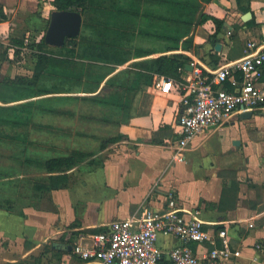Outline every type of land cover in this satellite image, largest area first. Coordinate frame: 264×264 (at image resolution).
I'll return each mask as SVG.
<instances>
[{"label":"crops","instance_id":"crops-1","mask_svg":"<svg viewBox=\"0 0 264 264\" xmlns=\"http://www.w3.org/2000/svg\"><path fill=\"white\" fill-rule=\"evenodd\" d=\"M45 1L0 0L7 16L0 18V59L7 46L12 55L14 43L5 42L8 36L24 39L15 32L42 26L50 18L55 7L52 0ZM203 8L225 24L214 40L212 21L195 26L196 48L182 51L194 62L214 69L242 58L249 42L264 49V0H212ZM187 66L181 76L191 71ZM154 81L138 90L129 122L122 126L126 137L116 144H126L125 155L111 154L101 166L80 172L75 182L34 198L23 214L0 208V264H87L73 254L74 243L67 248L53 245H67L60 238L74 230L87 244L86 236L94 229L146 206L163 213L171 209L170 191H176L183 214L192 212L212 231L227 229L233 248L241 251L228 264H264V106L252 114L236 112L223 125L197 136L187 160L175 162L166 143L179 136L181 96L162 93ZM75 221L79 223L73 226ZM159 243L168 249L176 240L163 237ZM193 249L202 253L208 242Z\"/></svg>","mask_w":264,"mask_h":264},{"label":"rangeland","instance_id":"rangeland-1","mask_svg":"<svg viewBox=\"0 0 264 264\" xmlns=\"http://www.w3.org/2000/svg\"><path fill=\"white\" fill-rule=\"evenodd\" d=\"M111 1L115 9L113 15L116 16L113 20L109 19L108 21L113 29L124 28L127 30L136 25L144 26V28L148 26L151 29L157 23V29L159 33H162V31L173 30V26L178 24L175 21H166L165 19L152 23L140 19H125L116 11L118 0ZM44 2L46 1L44 0ZM120 6L125 9H134L135 13L138 11V7H140L141 12L155 9L146 0H140L135 4H127L123 1ZM97 12L99 13L93 12L88 17L84 16V22L87 23L89 30L84 36L82 35L85 24L83 22L81 33L76 38V44L69 42L67 47L62 49L60 47L45 48L46 51L51 52L57 58L63 55L69 57L73 61V66H64L60 62L54 61L49 65L45 72L46 75L37 81L32 90L29 88L30 86L25 85L21 86L22 90L0 87V91L7 95L5 96L7 98L21 97L43 88H51L53 91L49 94L25 99H39L40 102L36 108L32 109L30 119H27L24 125L12 126L0 122V172L13 175V178H20L19 181L14 183L2 184L0 186V197H2L1 199L10 198L15 212L22 210L25 206L35 201L34 197H32L34 179L38 175L43 174L41 172L42 169L38 166H25V157L45 160L56 155L68 154L74 149L97 151L101 138L118 135L124 131L122 127L124 124L115 125L93 120L94 117L107 116L118 119L119 114L114 106L102 107L80 98L84 95H90L91 93L84 91L85 87L97 84L100 77L110 71L115 65L113 57L108 60L107 57L102 55L88 56L93 55V53L87 51L89 44L102 41H108L111 44H117L118 42L120 46H122L121 44L125 45L126 47H123L133 54L135 47L143 48L146 51L159 52L164 50L166 45L170 43L163 38L144 37L138 33V30H136L137 32L134 35L127 33L120 37L116 34L118 32L114 30H111L109 35L98 34V27L96 26L99 25L101 19L106 18L100 14V11ZM197 19L198 16H196L194 21ZM46 28L47 21L42 26L33 25L32 28L20 29L15 32L16 37L19 36L25 39V49L18 58L12 57L11 53L1 52L0 81L8 78L15 80L22 78L25 81H30L34 78L38 63L36 44L45 35ZM121 37L129 38L133 44L130 43V45L127 38L123 39L124 42H121L123 41ZM12 39L11 36H8L5 42L12 43ZM148 57H154V55L132 58L125 64L119 65L111 75L120 69L129 67L130 63L134 61ZM103 85L104 82L101 84L100 89ZM116 145V143H113L109 145V148L104 149L103 153L97 156V161L94 164L85 162L80 165L81 168L78 166L70 170V182H75L76 176L80 172L92 170L94 166L107 160L111 154V156L118 153L125 155L128 151L126 144ZM174 193L176 194V191ZM47 197L43 199L45 204L47 203ZM167 199L169 200V197Z\"/></svg>","mask_w":264,"mask_h":264},{"label":"trees","instance_id":"trees-1","mask_svg":"<svg viewBox=\"0 0 264 264\" xmlns=\"http://www.w3.org/2000/svg\"><path fill=\"white\" fill-rule=\"evenodd\" d=\"M126 2L127 4H135L140 0H118L116 11L123 18H131L133 20L140 19L145 22H157L160 20L166 21H175L176 24L173 26V30L162 31L159 33L157 23L154 24L153 28L148 26L136 25L133 28L124 29V28H115L111 27L109 24V19H114L116 15L114 13V5L111 0H52L54 5V10H75L81 12L84 16L92 14L93 12L99 13L106 19H101L98 27V34L109 35L111 30H114L119 37L121 35L130 33L134 35L138 30L140 35L144 37H156L163 38L170 43L166 45L164 50H161L163 54H160L155 57H148L146 59H141L130 63L129 67L120 69L113 75H111L119 65L125 64L132 58H141L157 53L156 51H146L143 48L135 47L133 54L130 51H127L124 47L125 45L121 44H111L108 41H102L95 44H89L87 51L93 53V55L88 56H98L102 55L109 59L113 57L115 65L110 71L103 74L100 77L97 84L94 86L88 85L85 87L86 93H91L90 95L81 96L82 100L90 102L102 107L114 106L116 112L119 114L118 119L107 117H94L93 120H97L101 123H112L115 125L127 124L130 119V110L133 105L135 96L138 90L144 85H150L154 81L156 75L163 76L165 78H181V69L185 68L187 64L192 60L191 57L182 52V51H191L196 48L194 43V28L196 25H202L207 21H212L215 25V31L210 34V38L213 40L217 37L219 32L224 27V19L217 18L213 15L206 13L203 10V4L210 2L212 0H146V2L155 9L141 12L140 7L135 13L134 9L123 8L120 6L121 2ZM198 14V15H197ZM198 16L196 21L195 18ZM0 18L6 19L7 16L3 10V7H0ZM106 20V21H105ZM50 18L47 20V27L49 25ZM84 29L82 35L84 36L89 28L86 22H84ZM180 23H182L180 25ZM47 30V28H46ZM85 30V33H84ZM169 33V34H168ZM76 38H67L64 46L60 47L65 48L69 42L76 44ZM127 37H121V40L126 39ZM128 43H132L129 38ZM14 45V56L19 57L23 48L25 47L24 39L22 38H13ZM121 42H124L121 41ZM133 44V43H132ZM131 45V44H130ZM124 46V47H123ZM134 46V45H133ZM46 47H55L49 45L45 41V35L38 41L36 44V56L38 58V63L36 70L34 72V78L30 81H25L24 79H5L0 81V87L3 88H16L19 90L21 86H30L31 88L37 83L39 79L46 75V71L50 64L54 61L60 62L64 66H73V61L69 57L64 55L57 58L53 56L51 52L45 50ZM59 48V47H56ZM6 47V53H8ZM101 50V52H100ZM173 51L171 53H167ZM166 52V53H165ZM95 53V54H94ZM85 55V56H87ZM111 75L110 77H108ZM240 78V74H238ZM108 77V78H107ZM104 82L103 87L100 89L101 84ZM229 84L227 83V86ZM51 88H43L37 92H30L27 95L16 98H7L4 93L0 91V122L12 126H21L24 125L27 119H30L32 109L36 108L38 100H25L39 95H45L52 93ZM19 101V102H18ZM15 102V103H12ZM126 136L122 133L118 135H112L107 138H101L100 146L97 151H87L82 149H74L68 154L56 155L45 160H40L32 157H25L24 164L28 167H40L42 169L41 175H38L34 179L33 184V193L32 197L42 198L44 194L50 192L51 190L59 187H66L70 183V173L69 171L82 165V163H95L97 161V155L100 151L109 147V145L116 143ZM11 141V140H8ZM12 142V141H11ZM26 148V147H24ZM103 164V161L95 167H99ZM13 175L0 172V186L2 184H11L16 181H19L20 178H13ZM5 180V181H4ZM6 182V183H3ZM0 197V208L6 209L9 211L13 210V205L10 198L1 199ZM19 214H23V210L17 211ZM79 222H73V226ZM104 228H96L93 232L103 231ZM79 231H71L70 233H65L61 236V240L66 242L67 245H72L78 238ZM196 243L192 244L194 248ZM212 248V245L208 243V249ZM159 264H172L168 260L163 259Z\"/></svg>","mask_w":264,"mask_h":264},{"label":"built area","instance_id":"built-area-1","mask_svg":"<svg viewBox=\"0 0 264 264\" xmlns=\"http://www.w3.org/2000/svg\"><path fill=\"white\" fill-rule=\"evenodd\" d=\"M14 47L11 46L13 57ZM193 59L189 63L193 68L185 76H158L154 81V87L162 93L175 91L181 96L179 136L166 143L175 162L187 160L190 144L197 136L223 125L236 112L264 106L263 48L249 42L242 58L214 69ZM174 192L167 195L171 209L163 213L146 206L139 213L110 222L103 231L87 235V244L81 242L85 236L79 235L72 245L73 254L87 264H159L163 259L172 264H228L241 255L239 249L233 248L227 229L212 231L192 212L187 213L192 216L183 214ZM163 237H171L176 243L165 249L159 243ZM207 242L212 248L202 253L192 247L193 243ZM256 247L262 250L263 245L257 243Z\"/></svg>","mask_w":264,"mask_h":264},{"label":"water","instance_id":"water-1","mask_svg":"<svg viewBox=\"0 0 264 264\" xmlns=\"http://www.w3.org/2000/svg\"><path fill=\"white\" fill-rule=\"evenodd\" d=\"M83 15L75 10H53L50 15V22L45 33V41L55 47L64 46L67 38L77 37L82 30ZM193 66L188 64L187 69L192 70ZM252 114L246 111L245 114ZM55 248H67L68 245L55 243ZM71 248V246H70Z\"/></svg>","mask_w":264,"mask_h":264}]
</instances>
